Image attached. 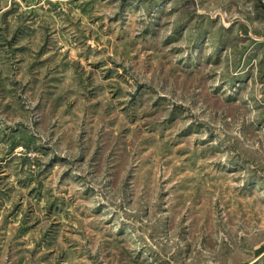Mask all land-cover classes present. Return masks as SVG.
Returning a JSON list of instances; mask_svg holds the SVG:
<instances>
[{"label":"rangeland","instance_id":"374dc122","mask_svg":"<svg viewBox=\"0 0 264 264\" xmlns=\"http://www.w3.org/2000/svg\"><path fill=\"white\" fill-rule=\"evenodd\" d=\"M0 264H264V0H0Z\"/></svg>","mask_w":264,"mask_h":264}]
</instances>
